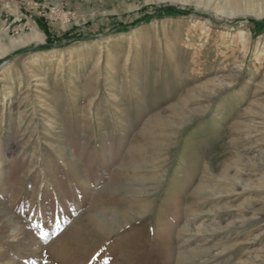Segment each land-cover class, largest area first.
Masks as SVG:
<instances>
[{
	"label": "rangeland",
	"instance_id": "obj_1",
	"mask_svg": "<svg viewBox=\"0 0 264 264\" xmlns=\"http://www.w3.org/2000/svg\"><path fill=\"white\" fill-rule=\"evenodd\" d=\"M2 71L0 264H264V0H0Z\"/></svg>",
	"mask_w": 264,
	"mask_h": 264
},
{
	"label": "bare ground",
	"instance_id": "obj_2",
	"mask_svg": "<svg viewBox=\"0 0 264 264\" xmlns=\"http://www.w3.org/2000/svg\"><path fill=\"white\" fill-rule=\"evenodd\" d=\"M35 38H37V35H36V34H31V37H29V38L23 40V43H26V42H28L29 40H31V39H35ZM114 67H115V63L110 64V66L108 67V70H107V76H108V77L111 76L112 72L114 71ZM7 73H8V72H7ZM8 75H9V74H6L5 71H2V72L0 73V76H1L0 78H2V76H8Z\"/></svg>",
	"mask_w": 264,
	"mask_h": 264
},
{
	"label": "trees",
	"instance_id": "obj_3",
	"mask_svg": "<svg viewBox=\"0 0 264 264\" xmlns=\"http://www.w3.org/2000/svg\"><path fill=\"white\" fill-rule=\"evenodd\" d=\"M51 44V42H47L46 44H43L42 46H40V47H45V46H47V45H50Z\"/></svg>",
	"mask_w": 264,
	"mask_h": 264
}]
</instances>
